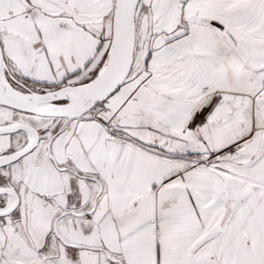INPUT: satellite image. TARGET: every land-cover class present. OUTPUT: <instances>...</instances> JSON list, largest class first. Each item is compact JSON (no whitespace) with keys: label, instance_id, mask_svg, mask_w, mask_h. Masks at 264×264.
<instances>
[{"label":"snow or ice","instance_id":"1","mask_svg":"<svg viewBox=\"0 0 264 264\" xmlns=\"http://www.w3.org/2000/svg\"><path fill=\"white\" fill-rule=\"evenodd\" d=\"M0 264H264V0H0Z\"/></svg>","mask_w":264,"mask_h":264}]
</instances>
